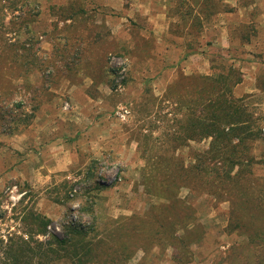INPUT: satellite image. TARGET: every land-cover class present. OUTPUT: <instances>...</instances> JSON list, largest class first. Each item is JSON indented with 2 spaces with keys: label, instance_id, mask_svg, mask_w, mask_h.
I'll return each mask as SVG.
<instances>
[{
  "label": "rangeland",
  "instance_id": "1",
  "mask_svg": "<svg viewBox=\"0 0 264 264\" xmlns=\"http://www.w3.org/2000/svg\"><path fill=\"white\" fill-rule=\"evenodd\" d=\"M204 2L84 0L85 9L95 8L89 28L99 33V42L85 39L88 52L78 38L88 29L77 34L82 20L62 27L69 12L62 0H0V264L4 247L17 264H41L38 243L91 226L89 240L104 243L89 247L99 264H180L172 254L183 235L172 228L167 242L155 233L154 214L163 217L166 202L153 193L209 145L187 137L199 83L190 76H214L222 60L232 65L239 82L232 97L261 137L250 154L264 152V89H257L264 79V0H221L219 11L229 10L210 17ZM189 13L204 19L199 38L183 34L198 52L182 59L173 43L183 39L169 28L185 33ZM174 193L195 215L186 264H225L222 256L244 239L226 231L228 202L186 188ZM33 215L49 225L40 229ZM62 261L51 264H68Z\"/></svg>",
  "mask_w": 264,
  "mask_h": 264
},
{
  "label": "trees",
  "instance_id": "2",
  "mask_svg": "<svg viewBox=\"0 0 264 264\" xmlns=\"http://www.w3.org/2000/svg\"><path fill=\"white\" fill-rule=\"evenodd\" d=\"M62 2L61 9L69 11L62 17V27L67 28L69 25L75 24V21L82 20L84 25L77 29V34L84 28L88 29V34L79 35L78 38L84 43V48L90 52L92 43H87L88 41L85 39L89 38L91 42H99V39L96 38L99 37V33L91 31L89 26L92 24L87 22L95 8L85 9L82 6L84 0H62ZM220 3L221 0H205L204 6L210 8L206 11L208 17L224 12L225 9L219 11ZM222 6L226 7L227 5ZM200 14L190 15L189 13L190 23L182 22L185 33L175 31L173 27L169 28L171 35L183 39V43H173L175 47L178 45L182 48V59L198 52V47H196L198 43L185 40L183 34L192 36V39L200 37L204 19ZM66 21H69V25L64 23ZM64 32V29L59 30L58 38L62 43H65L66 40ZM240 37L247 42L246 35L241 34ZM228 42L230 48L229 38ZM28 50L31 54L30 49ZM79 50L77 47L74 49V56L78 52L76 58L79 56ZM70 58L74 59L73 56ZM13 61L16 62L18 59L14 57ZM31 63L28 58L21 65L24 70H27L32 65ZM70 65L74 66L75 64ZM218 66L219 71L214 76H190L199 83L196 105L193 106V112L190 114V119L187 120L186 131H189L187 137L194 141L209 139V145L207 149L196 153L194 163L189 165L190 167L179 166L171 180L164 177V186L153 193L166 202L163 207L164 216L158 215L159 210L154 214L153 222L157 225L155 233H160L159 237L162 233L163 240L169 242L172 240L170 230L175 228V231L180 232L183 236L175 237V241L180 244V247L178 251H174L172 259L180 264H186L193 260V256L189 257L193 255V251L188 247L191 246L189 242L186 243V235L190 233V226L195 215L192 207L187 206L180 199H176L174 193L180 188H186L194 195L206 194L216 200L228 202L226 231L228 233L238 231L239 234L244 235V239L234 245L235 247H230L222 256V261L225 264H264V174L263 176L255 175L253 171L256 167L264 170V152L258 157L250 154L251 145L258 142L261 137L256 122L249 118L245 119L243 107L232 97L231 89L239 83L238 79L233 77L232 65L222 60ZM105 68L104 64L102 69L105 70ZM260 88L264 89V79L260 81L257 89ZM183 130L185 129L183 128ZM179 144L183 145L184 143ZM153 176L154 174H151L150 178ZM104 187L95 184L96 189ZM151 209L158 208L152 206ZM89 211L92 213V207ZM33 219L37 222V226L43 230L50 223L49 219L40 215H33ZM249 223H251L252 229L247 227ZM94 232V226L85 230L69 227L63 237L58 238L51 235L49 241L38 243V247L34 249L42 258L41 264L43 261L45 264H51L62 260L68 264H99V260H96L98 255H95L94 250L89 247H103L104 243L101 240L94 242L89 240V236ZM150 235L148 233V238ZM121 246L126 247L124 242ZM99 250L102 251L100 248ZM3 253L2 264H17L11 247H4Z\"/></svg>",
  "mask_w": 264,
  "mask_h": 264
}]
</instances>
